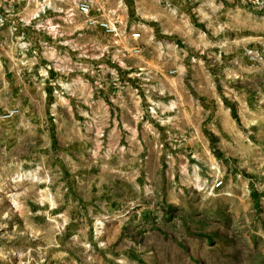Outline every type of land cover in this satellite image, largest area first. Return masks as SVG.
Returning <instances> with one entry per match:
<instances>
[{"label":"rangeland","instance_id":"rangeland-1","mask_svg":"<svg viewBox=\"0 0 264 264\" xmlns=\"http://www.w3.org/2000/svg\"><path fill=\"white\" fill-rule=\"evenodd\" d=\"M6 26L0 264H264V0H0Z\"/></svg>","mask_w":264,"mask_h":264},{"label":"crops","instance_id":"crops-1","mask_svg":"<svg viewBox=\"0 0 264 264\" xmlns=\"http://www.w3.org/2000/svg\"><path fill=\"white\" fill-rule=\"evenodd\" d=\"M30 13V12H29ZM24 14L23 12L18 13L17 15ZM28 14V13H25ZM52 26L54 24H51ZM9 27L1 28L0 29V62H15L20 61L24 56H20L17 52H13L16 48V41L9 37ZM6 35V37H5ZM17 51V50H16Z\"/></svg>","mask_w":264,"mask_h":264},{"label":"built area","instance_id":"built-area-1","mask_svg":"<svg viewBox=\"0 0 264 264\" xmlns=\"http://www.w3.org/2000/svg\"><path fill=\"white\" fill-rule=\"evenodd\" d=\"M80 10L82 13L89 15L91 12V7L90 4L88 3H84L80 6ZM90 24H93L95 26L100 27L101 29H103L105 32L107 33H113L116 31V27H114L110 22L108 21H104V20H97L95 18H91L90 19ZM133 37L135 39L140 37V33H134ZM15 114V110H9V111H2L0 110V119L1 118H9L11 116H13ZM222 185V181H220L217 184V187H220Z\"/></svg>","mask_w":264,"mask_h":264}]
</instances>
